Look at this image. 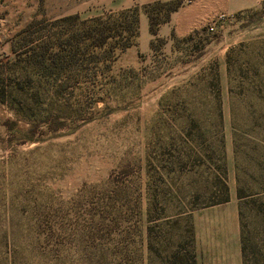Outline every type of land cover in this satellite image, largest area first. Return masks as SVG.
Here are the masks:
<instances>
[{
  "label": "rangeland",
  "instance_id": "1",
  "mask_svg": "<svg viewBox=\"0 0 264 264\" xmlns=\"http://www.w3.org/2000/svg\"><path fill=\"white\" fill-rule=\"evenodd\" d=\"M229 1L183 0L153 44L137 4L139 35L115 59L54 63L14 39L120 0H0V264L232 259L198 242L232 237L230 201L246 264H264V0ZM213 205L223 226H200L192 211Z\"/></svg>",
  "mask_w": 264,
  "mask_h": 264
},
{
  "label": "trees",
  "instance_id": "2",
  "mask_svg": "<svg viewBox=\"0 0 264 264\" xmlns=\"http://www.w3.org/2000/svg\"><path fill=\"white\" fill-rule=\"evenodd\" d=\"M182 5L183 0H153L142 5L148 19V30L152 36L151 44L157 38L158 27L169 21L172 12ZM47 22L44 33H41L38 39L23 35V31L14 40L16 43L22 41L25 46L40 42L39 48L54 51V55L49 57L54 63L57 62V57L67 50L73 52V57L83 50L91 49L98 53L101 52L104 58L112 60L135 44L139 35V6L135 4L119 10H109L101 15L88 18H80L78 14L66 15ZM13 49L17 56L23 54L20 53L15 43ZM27 51L25 49L24 53ZM57 51L60 54H55ZM61 56L63 60L67 55L64 53ZM228 200L226 196L216 203ZM242 255L244 264H246L243 241Z\"/></svg>",
  "mask_w": 264,
  "mask_h": 264
},
{
  "label": "crops",
  "instance_id": "3",
  "mask_svg": "<svg viewBox=\"0 0 264 264\" xmlns=\"http://www.w3.org/2000/svg\"><path fill=\"white\" fill-rule=\"evenodd\" d=\"M153 0H120L117 4H112L111 6L114 8H123L129 7L133 4H144L147 2H151ZM204 2L205 0H200ZM256 5V0H230L227 5V10L238 11L246 7H251ZM173 16V15H172ZM173 18V17H172ZM229 202V200L227 201ZM232 204V237L228 238L227 236H206L200 237L199 242V250L206 252H232L233 258L230 259L226 256L211 258L208 261H202L201 264H244L243 255H242V239L240 237V221H239V208L237 203ZM214 206V207H213ZM211 206L213 209L211 211H192L195 219H198L199 225L207 224L211 227H216L217 225L222 227L224 218L220 210L215 208V205ZM217 206V205H216ZM219 212V214L212 213ZM218 216V217H217ZM222 225V226H221Z\"/></svg>",
  "mask_w": 264,
  "mask_h": 264
},
{
  "label": "built area",
  "instance_id": "4",
  "mask_svg": "<svg viewBox=\"0 0 264 264\" xmlns=\"http://www.w3.org/2000/svg\"><path fill=\"white\" fill-rule=\"evenodd\" d=\"M191 0H187V2H190ZM221 18V17H220Z\"/></svg>",
  "mask_w": 264,
  "mask_h": 264
}]
</instances>
